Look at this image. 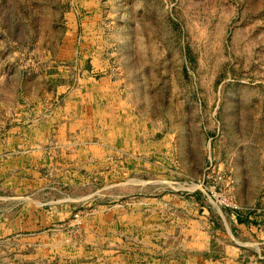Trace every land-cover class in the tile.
I'll return each instance as SVG.
<instances>
[{"label": "rangeland", "instance_id": "rangeland-1", "mask_svg": "<svg viewBox=\"0 0 264 264\" xmlns=\"http://www.w3.org/2000/svg\"><path fill=\"white\" fill-rule=\"evenodd\" d=\"M260 112L264 0H0V264H264Z\"/></svg>", "mask_w": 264, "mask_h": 264}, {"label": "crops", "instance_id": "crops-1", "mask_svg": "<svg viewBox=\"0 0 264 264\" xmlns=\"http://www.w3.org/2000/svg\"><path fill=\"white\" fill-rule=\"evenodd\" d=\"M254 91L255 92V95L253 96V97H251L250 98V100L248 101V97H249V93L248 94H246V92H250V94H251V91ZM258 91H261V87H260V84H257V83H254V84H252L251 86H243V87H240V99H235L236 101L235 102H232L231 101V103H233V108H234V104H236L237 106L233 109V111H231V107H230V111L228 112V115L229 116H227L226 115V118H225V124L227 123V124H235L234 122V118H242V117H244L243 118V120H238L237 122H245V123H248L249 122V120L247 119V118H249L248 117V107H251L252 106V104L253 105H255V107L257 108V107H259V99L260 100H262V97L261 96H258L257 95V92ZM238 92V93H239ZM230 103V104H231ZM238 103H239V105H238ZM249 104H251L250 106H249ZM261 104H262V102H261ZM258 117H259V119H261V121L259 120L257 123H262L263 122V120H264V118H263V113H259L258 114ZM228 118V119H227ZM240 140V139H239ZM212 143H213V139H212V141L210 142V146H209V148H211L210 149V157H212V150H213V145H212ZM239 147V154L237 155V156H239L238 158H240V160L244 157V156H249V158H253V157H255V159L253 160V161H257V158H258V163H260L261 162V159H260V155H261V153L262 152H257L256 153V151L255 150H250L249 151V153H248V150H243L244 148H246L247 146H249L250 147V144H248V145H246V142H245V140H243V141H241L240 140V143H239V145H238ZM247 152V153H246ZM208 156V155H207ZM264 155H262V157H263ZM257 163V162H256ZM263 163V162H262ZM261 163V164H262ZM239 170L241 171V170H246L245 168H240L239 167ZM250 170H252V171H263L264 170V167H255V168H251Z\"/></svg>", "mask_w": 264, "mask_h": 264}]
</instances>
